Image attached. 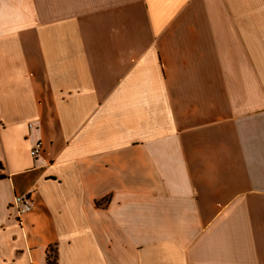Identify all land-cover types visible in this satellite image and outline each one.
<instances>
[{"label": "crops", "instance_id": "obj_1", "mask_svg": "<svg viewBox=\"0 0 264 264\" xmlns=\"http://www.w3.org/2000/svg\"><path fill=\"white\" fill-rule=\"evenodd\" d=\"M50 248L264 264V0H0V264Z\"/></svg>", "mask_w": 264, "mask_h": 264}, {"label": "built area", "instance_id": "obj_2", "mask_svg": "<svg viewBox=\"0 0 264 264\" xmlns=\"http://www.w3.org/2000/svg\"><path fill=\"white\" fill-rule=\"evenodd\" d=\"M42 152V144L41 142L37 141L35 144L31 147L29 154L30 157L33 159H36L40 156ZM17 208L18 214H24L31 209V202L27 196H20L15 197L12 204L10 205V208Z\"/></svg>", "mask_w": 264, "mask_h": 264}, {"label": "trees", "instance_id": "obj_3", "mask_svg": "<svg viewBox=\"0 0 264 264\" xmlns=\"http://www.w3.org/2000/svg\"><path fill=\"white\" fill-rule=\"evenodd\" d=\"M52 255H53V250L52 248L49 249V254L47 256V264H54L52 261Z\"/></svg>", "mask_w": 264, "mask_h": 264}]
</instances>
